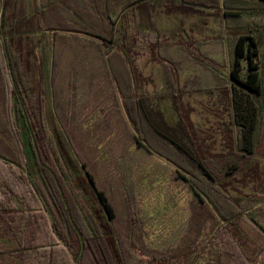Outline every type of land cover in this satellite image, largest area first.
Masks as SVG:
<instances>
[{
	"label": "trees",
	"instance_id": "16d2710c",
	"mask_svg": "<svg viewBox=\"0 0 264 264\" xmlns=\"http://www.w3.org/2000/svg\"><path fill=\"white\" fill-rule=\"evenodd\" d=\"M257 1L258 6L264 7V0ZM9 5L3 0L0 9V70L8 72L5 81L0 74V100L2 108L9 111L13 108L17 128L10 121L9 129L4 117H0V264H130L132 251L141 252L151 264L250 261L257 245L246 238L242 215L256 206L257 199L255 203L252 199L243 204L227 187L238 170L235 165L245 159L248 162L244 168L249 169L248 163L256 154L258 126L264 114V22H251L223 32V36L228 33L233 39L229 66L231 122L224 136L229 143L223 146L226 154L213 153L211 149L215 147L199 143L204 138L199 140L200 137L191 134L188 129L191 124L174 113L183 91L174 89L172 82L154 96L164 105L161 111H155L147 103L151 96L132 91L131 84L120 81L111 71L120 91L124 121L133 130L136 147L172 164L176 177L189 188L195 208L200 209L197 225L194 217L189 221L183 245L162 251L142 245V233L139 235L142 224L139 226L133 216L129 217L126 246L120 239L115 241V230L109 227L112 222H108L115 218L114 209L105 193L95 186L86 163L79 158L69 162L57 157L58 152L43 127V105L38 97L40 67H30L27 60L30 57L35 60L36 48L46 43L48 35L43 30H64L44 29L37 21L33 22L29 13L20 19L10 18L8 13L5 18ZM223 15L240 17L233 11H224ZM17 26L24 29L21 34L15 31ZM176 30L185 33L182 27ZM34 32H38L36 37L31 36ZM170 33L175 36L174 31ZM22 34L27 35L23 40L28 41L23 54L15 49L16 44L24 43ZM85 35L107 42L109 48L103 53L116 54L117 59L128 62L129 51L112 50L113 38ZM179 44L191 52L195 48L185 39ZM22 60L25 65L27 62L24 67L20 66ZM238 92L251 98L250 107L243 106ZM32 107L39 110L38 115H29L28 109ZM258 227L264 233V228Z\"/></svg>",
	"mask_w": 264,
	"mask_h": 264
},
{
	"label": "rangeland",
	"instance_id": "374dc122",
	"mask_svg": "<svg viewBox=\"0 0 264 264\" xmlns=\"http://www.w3.org/2000/svg\"><path fill=\"white\" fill-rule=\"evenodd\" d=\"M129 1L93 0L94 12L92 0H87L82 4L84 10L45 20L44 29L56 27L75 36L47 34L46 43L50 47L41 44L43 46L35 50L36 59L30 57L27 62L30 67L38 62L42 65L39 76L41 95L37 99L42 102L43 127L58 152L57 157L67 158L69 162L72 158H79L86 163L95 186L105 193L114 209L115 218L108 221L112 222L109 227L114 228L117 236L114 240L120 239L126 246L129 217L133 216L139 226L142 224L139 233H142V245L163 251L183 245L189 221L193 217L196 219L200 209L195 208L189 188L176 177L175 167L163 157L137 148L133 131L126 129L120 118L118 122V110H123L120 91L112 81L111 72L117 55H106L91 44L96 41L90 42L92 38L84 35L89 33L104 39L113 37L118 42L119 51L127 50L130 46L124 43L125 30L120 26L124 19H118V13L119 8ZM257 2L156 0L151 8L155 30L138 31L135 28L137 32L126 37L127 41L136 42L132 58L130 52L127 58L133 59L140 73L135 92L151 96L147 103L153 110L161 111L163 102L154 96L156 92L164 91L165 86L169 88L172 82L174 89L183 91L180 102L176 103L178 111L174 113L186 124H191L188 128L191 134L200 137L199 140L204 138L199 143L215 147L211 149L213 153H227L223 146L229 142L224 136L231 122L229 66L233 39L228 33L223 36V32L248 26L251 22L263 23L264 7L258 6ZM1 4L0 1V9ZM102 5L104 9L100 11ZM224 11L236 12L240 17H224ZM8 13V10L4 12L5 18ZM128 15L125 12L123 18ZM9 17H12L11 13ZM177 27L184 28L185 33L176 30ZM21 30L24 29L20 26L15 28L17 34H21ZM37 35L38 32L31 34L33 37ZM25 36H21L24 46L28 45V41L23 40ZM184 39L195 46L192 48L194 54L180 46L179 42ZM99 44L100 48H109L107 42ZM258 52L260 55L261 51ZM45 62H49V66L44 67ZM177 72L182 75H175ZM85 93L91 95L98 105L84 111L88 114L78 105L71 109L62 106V98L71 96L73 99L75 95L80 97ZM238 93L243 106L250 107L251 98ZM168 107H172L171 102ZM13 112V108L10 111L7 107L2 108L0 100V117H4L9 129L12 128L10 121H13V128H17ZM28 112L34 116L39 110L32 107ZM258 127L256 154L251 164L248 163L250 168L245 169L248 161L241 159L235 165L238 170L230 177L232 180L227 187L230 194L238 196L243 204L252 199L255 203L257 199L256 206L242 215L246 238L257 248L250 261L241 259V263L232 261L231 264H264V233L258 227L264 228V114ZM5 143L8 144L6 140ZM13 143L18 151L17 144ZM249 196L251 198H247ZM195 223L197 225V219ZM132 252H129L130 264H151L141 252Z\"/></svg>",
	"mask_w": 264,
	"mask_h": 264
},
{
	"label": "crops",
	"instance_id": "0c3cea01",
	"mask_svg": "<svg viewBox=\"0 0 264 264\" xmlns=\"http://www.w3.org/2000/svg\"><path fill=\"white\" fill-rule=\"evenodd\" d=\"M1 3L3 2V0H0ZM87 0H6V3H10V5L8 6V12L11 13V16L14 18H24V17H28V13L31 14V17L33 19V22L40 23L42 26H45L44 24L47 22L45 20L51 19L54 17L56 18V16L58 17H66L67 13H77L81 10H84L85 8H82V4L84 2H86ZM156 1V0H155ZM154 0H143L138 2L137 0H131L128 2V4L122 8H119V17L118 19L121 18V20L124 19V21H122V25H120L121 27L124 28L125 33H124V43L128 44L130 47L127 48V51H129L131 53L130 58H132V54L134 53V51L136 50V42H130L127 41V36L130 35H134L137 31H141L142 29H153L154 28V24H153V12L152 9L153 5H154ZM93 3V0L92 2ZM105 3V2H104ZM106 5V3H105ZM94 6L96 11V6L94 5V3L92 4V7ZM121 6V4L119 3V7ZM7 8V7H6ZM104 6L102 5V7L99 9L100 11H103ZM92 10V8H91ZM93 11V10H92ZM127 13L128 16H125L123 18V14ZM152 14V15H151ZM240 15V14H239ZM150 23V24H149ZM149 24V25H148ZM48 28H56V27H48ZM136 28V29H135ZM44 34H48V35H52L55 33L58 34H63L66 36H75L72 35L70 33H67V31H59V32H55L54 30H43ZM85 35V33H84ZM87 36V35H86ZM89 37V36H88ZM91 38V37H90ZM113 38V37H112ZM113 44L116 47L113 48L112 50H119V48H117V44L118 43L115 39H113ZM91 41H96V42H91ZM136 41V40H135ZM91 44L94 45L95 47H99V50L104 51L105 49L100 48V42L99 40H95V39H91L90 40ZM98 42V43H97ZM103 43V42H101ZM43 45L45 48H49L50 44L48 43H43ZM41 45V46H43ZM26 46H24V44H16L15 45V49H19V51H21V54H23V51L25 50ZM39 47H37L38 49ZM44 48V49H45ZM123 50V49H122ZM22 56V55H20ZM39 60V58L37 57V61ZM44 62V59H43ZM27 65V62H26ZM25 65V61H21L20 66L24 67ZM36 67L39 66L40 67V63H36L34 64ZM3 66H5L6 68V64H4ZM42 66V65H41ZM44 67L49 66V62H45L43 64ZM113 71L114 73L118 76V79L120 81H123L127 84H131L132 88L134 91L136 89L135 85L137 82V80L140 77V73L137 70L133 59H128V62L126 63L125 61H123L121 58H118L117 60L114 61L113 63ZM86 67V66H85ZM21 73H23L21 71ZM0 74L2 79L5 81V78H7L8 80V72L7 70H5L3 72V70H0ZM175 74V73H173ZM175 75L179 76L182 75V73L177 72ZM109 80V77H108ZM113 81V80H112ZM116 86V85H115ZM157 93V92H156ZM145 94V93H142ZM102 100H104V98H101ZM121 100V96L119 95V101ZM61 104L64 108L66 109H71L74 106L78 105V107H80V109H82V111H86L87 109L91 108H96L97 105V101H95V99L89 95V94H84L81 95L80 97H78L77 95H75V98L72 99L71 96H68L67 98H62L61 99ZM117 109H119V107H117ZM85 114H88L86 112H84ZM119 116H118V122H119V118L121 119L124 127H126V129H128L129 131H133L130 127L129 124L126 123L125 120V116L124 113L122 111H119ZM133 134V133H132Z\"/></svg>",
	"mask_w": 264,
	"mask_h": 264
}]
</instances>
